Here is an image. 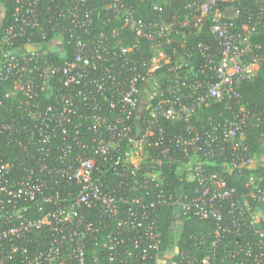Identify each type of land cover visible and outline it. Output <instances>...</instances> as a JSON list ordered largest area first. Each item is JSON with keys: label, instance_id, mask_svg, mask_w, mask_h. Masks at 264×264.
<instances>
[{"label": "built area", "instance_id": "built-area-1", "mask_svg": "<svg viewBox=\"0 0 264 264\" xmlns=\"http://www.w3.org/2000/svg\"><path fill=\"white\" fill-rule=\"evenodd\" d=\"M49 1L42 10V0H16L0 34V84L11 85L0 94V264H101L97 250L104 264H145L161 240L145 219L161 205L174 219H214L212 248L252 229L241 264H264V185L250 173L238 194L224 177L264 164V146L253 153L243 135L259 115L235 93L263 58L251 36L264 0L241 20L242 0H145L148 18L144 0ZM121 29L133 35L127 44ZM233 97L230 118L191 122ZM162 120L183 122V133H167ZM168 167L193 182L191 197L166 183ZM177 261L211 264L182 253Z\"/></svg>", "mask_w": 264, "mask_h": 264}, {"label": "trees", "instance_id": "trees-1", "mask_svg": "<svg viewBox=\"0 0 264 264\" xmlns=\"http://www.w3.org/2000/svg\"><path fill=\"white\" fill-rule=\"evenodd\" d=\"M58 4H64L68 0H55ZM108 0H88V6L91 7L92 3L95 6H100ZM261 1L254 0H242L236 3L241 12L237 20L245 19V12L256 13ZM46 6H52L49 0H42L40 9L44 10ZM16 7V0H0V34L3 29L9 24L13 23V13ZM141 14L147 18L151 16L148 4L144 1L140 2L138 6ZM262 23L258 26L257 32L251 36V40L259 45L258 52L262 55V60L258 65L255 75L249 79L242 81L235 93L240 96L241 103L251 113L258 114L259 116H251L245 125L243 135L244 142L249 146L253 153H257L262 145L264 146V136L261 137V133L264 132V12L261 14ZM118 37L125 44L133 39L132 33L125 29L119 31ZM36 34V33H35ZM35 40H39L40 37L36 35ZM50 56L55 54L50 53ZM195 62H199V55H194ZM9 81L0 84V94L10 87ZM238 96V98H239ZM9 107L16 109L18 101L15 99L7 100ZM239 104L236 102V98L233 97L228 101H221L211 103L208 106L200 107L197 111L195 118L191 121L197 124H206L210 121L212 123L219 124L225 118H230L237 110ZM0 113L3 116H7L6 111L0 109ZM162 126L169 134L183 133L185 124L183 122H176L171 120H162ZM221 161L213 162L208 161L206 168L210 171L217 170L222 173L223 166L220 165ZM253 175V182L256 185H264V164L258 165L254 171L243 170L238 176H230L225 174V180L228 187L235 188L238 194H245L248 192L246 186L247 177L249 174ZM165 181L172 186L180 185L184 192L191 197L193 182L186 179L184 176H177L174 173V167L165 168L164 171ZM223 212H226V208L222 207ZM181 221V223H180ZM145 222H151L153 227L160 232V244L158 251L149 252L147 255V263L156 264L157 254L165 251L168 247L174 244V235L179 232V237L175 242L176 253L173 257V264H179L177 261L179 254L185 256L201 258L203 256H209L211 264H241L244 258L243 249L247 242H252L256 239L253 234V230L248 227H241L242 236L237 237L234 234H225L215 247H211L209 242L214 239V229L216 228V222L214 219L206 218L201 219L196 216H183L178 219L173 218L172 211L169 207L161 205L156 207L153 212L147 216ZM180 225L176 226V223ZM175 224V226H173ZM238 251L239 254H235ZM100 257L101 264L105 263L104 253L101 250L96 252ZM178 253V256H177ZM180 260V259H179Z\"/></svg>", "mask_w": 264, "mask_h": 264}, {"label": "crops", "instance_id": "crops-1", "mask_svg": "<svg viewBox=\"0 0 264 264\" xmlns=\"http://www.w3.org/2000/svg\"><path fill=\"white\" fill-rule=\"evenodd\" d=\"M233 12H234V10H232V8H229L228 9V13L233 14L235 16V13H233ZM145 90L148 93V89L145 88ZM178 237H179V232L176 235H174V240H175L174 241V244L172 246L168 247L165 251L159 252L157 254L156 264H173V261H172L173 260V255L176 253V245H175V242L178 239Z\"/></svg>", "mask_w": 264, "mask_h": 264}, {"label": "rangeland", "instance_id": "rangeland-1", "mask_svg": "<svg viewBox=\"0 0 264 264\" xmlns=\"http://www.w3.org/2000/svg\"><path fill=\"white\" fill-rule=\"evenodd\" d=\"M151 86V83H148V85L147 86ZM151 91L148 89V93H147V91L145 90V91H142V93H141V97H140V106L141 107H143L144 105H145V103H146V100H147V96H148V94L150 93ZM177 225H180V223H176V226ZM173 226H175V224L173 225Z\"/></svg>", "mask_w": 264, "mask_h": 264}]
</instances>
